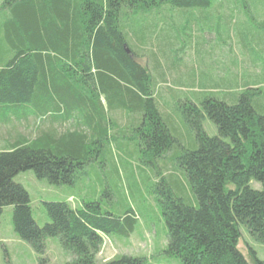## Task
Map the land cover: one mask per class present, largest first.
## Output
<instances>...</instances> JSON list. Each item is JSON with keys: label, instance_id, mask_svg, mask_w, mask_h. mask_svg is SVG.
Listing matches in <instances>:
<instances>
[{"label": "trees", "instance_id": "16d2710c", "mask_svg": "<svg viewBox=\"0 0 264 264\" xmlns=\"http://www.w3.org/2000/svg\"><path fill=\"white\" fill-rule=\"evenodd\" d=\"M213 1L0 0V11L7 12L0 20V107L9 108L0 123V214L13 207L14 229L37 253H45L48 237H57L71 256L66 264H145L144 257L127 254L97 259L105 235L134 231V210L114 213L93 198H81L78 207L49 201L50 222L39 226L28 191L15 180L32 170L38 179L74 186L89 175L83 171L96 153L118 142L109 136L105 95L109 108L128 114H119L123 123L133 119L136 154L156 163L176 155L178 166L163 165L172 180L163 174L155 189L167 227L164 251L182 264H264L253 249L245 254L239 247L242 227L264 246V74L254 72L263 56L234 60L239 73L253 65L255 77L248 80L237 71L228 79L218 64L193 78L206 82V95L189 99L177 121L160 89L174 90L171 81L178 87V74L163 71L155 50L142 62L145 47L132 49L128 37L131 13L162 3L207 8ZM225 55L231 58V50ZM232 80H241L242 88ZM206 117L217 135L204 130Z\"/></svg>", "mask_w": 264, "mask_h": 264}, {"label": "rangeland", "instance_id": "374dc122", "mask_svg": "<svg viewBox=\"0 0 264 264\" xmlns=\"http://www.w3.org/2000/svg\"><path fill=\"white\" fill-rule=\"evenodd\" d=\"M5 14L7 12L0 11V20ZM126 21L132 49L142 52L144 47L146 49L147 55L145 59L141 58L142 62L150 60L151 51L155 50L163 71L169 68L171 72L184 77L183 81H177L178 87L175 86L176 82L171 81L174 90H169L168 87L160 89L162 97H169L166 106L177 121L179 118L182 120L181 110L189 99L198 96L203 100L206 95L203 89L206 82L193 83V78H202L203 74L212 73V68L218 64L221 71L227 72L228 79L232 77L233 71H237L238 78L248 80L250 76L255 77L250 75L253 65L247 64L246 68L249 70H241L239 73V69L235 70L237 66L234 60L237 58L238 62L248 61L251 56L255 60L258 52L264 58V44L260 45L264 39V0H214L207 8H180L162 3L145 11L131 13ZM3 39L0 30V40ZM206 42L208 46L205 45ZM196 43H199V47H196ZM211 43L214 44L213 47L216 45L220 48L219 56H213ZM229 50L231 58L225 57ZM153 65L155 66L151 63L150 67ZM261 67H264V59L254 72L264 74V68L262 71ZM233 83H239L240 88L243 86L241 80ZM101 101L109 136H113L118 142L110 141L107 144L108 152L96 153L90 166L83 171L89 172V175L80 177L74 186L56 185L38 179L32 170L21 172L15 177L30 195L33 217L39 226H44L50 222L45 202L64 200L78 207L81 198L100 200L103 208L114 213L132 209L138 216L134 231L128 235H105L97 256L99 263L127 254L144 257L145 264H182L179 257L164 251L167 245V227L158 202L160 195L155 192L163 174L168 182L172 180L170 174L164 173L163 165L178 166L176 155H171L166 163L161 160L156 163L150 156L148 158L142 153L136 154L137 139L130 141L136 134V126L132 127L133 119L128 121L127 118L123 123L124 118L119 114L127 113L109 108L105 95L101 97ZM8 109L0 107L1 124L4 123V113L6 115L5 111ZM125 126L129 127L128 130ZM203 126L208 135L218 134L216 125L208 117L204 119ZM117 144H128V147L120 148ZM255 187L259 188L260 184H255ZM241 231V251L247 254L249 249H253L257 258L264 259V246L254 240L245 228L242 227ZM70 260L71 256L62 248L57 237H48L45 253H37L14 229L13 207H3L0 214V264H66Z\"/></svg>", "mask_w": 264, "mask_h": 264}, {"label": "crops", "instance_id": "0c3cea01", "mask_svg": "<svg viewBox=\"0 0 264 264\" xmlns=\"http://www.w3.org/2000/svg\"><path fill=\"white\" fill-rule=\"evenodd\" d=\"M178 76H179V79H180L181 81L184 80V77H183L182 75H178Z\"/></svg>", "mask_w": 264, "mask_h": 264}]
</instances>
